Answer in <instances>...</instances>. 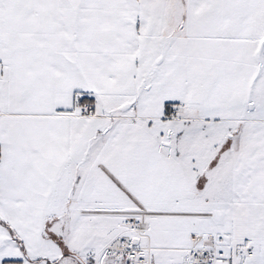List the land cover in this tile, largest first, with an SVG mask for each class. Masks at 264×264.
Wrapping results in <instances>:
<instances>
[{
    "label": "snow or ice",
    "instance_id": "snow-or-ice-1",
    "mask_svg": "<svg viewBox=\"0 0 264 264\" xmlns=\"http://www.w3.org/2000/svg\"><path fill=\"white\" fill-rule=\"evenodd\" d=\"M0 264H264V0H0Z\"/></svg>",
    "mask_w": 264,
    "mask_h": 264
}]
</instances>
